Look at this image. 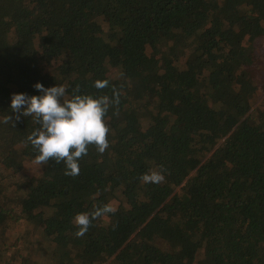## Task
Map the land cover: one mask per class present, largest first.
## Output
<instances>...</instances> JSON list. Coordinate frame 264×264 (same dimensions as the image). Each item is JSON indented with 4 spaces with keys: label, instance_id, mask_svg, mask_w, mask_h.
<instances>
[{
    "label": "trees",
    "instance_id": "trees-1",
    "mask_svg": "<svg viewBox=\"0 0 264 264\" xmlns=\"http://www.w3.org/2000/svg\"><path fill=\"white\" fill-rule=\"evenodd\" d=\"M36 83L119 92L78 176L25 171L40 125L4 121ZM262 91L264 0H0V264H264Z\"/></svg>",
    "mask_w": 264,
    "mask_h": 264
},
{
    "label": "clouds",
    "instance_id": "clouds-1",
    "mask_svg": "<svg viewBox=\"0 0 264 264\" xmlns=\"http://www.w3.org/2000/svg\"><path fill=\"white\" fill-rule=\"evenodd\" d=\"M108 85L107 80H98L94 84L97 89H105ZM34 88L42 95H12L10 107L16 115L14 119L8 116L4 122L11 121L15 127V121H19L22 116L33 118L40 128L33 131L27 141L38 152L36 162L45 166L51 160L64 165V175L78 176L79 161L88 155L90 147H95L98 153L103 154L110 146L108 135L111 129L107 116L109 108L119 104V92L113 88L112 98L107 95L93 97L76 94L65 99L66 87L63 85L45 88L43 84L36 83ZM75 91L79 92L78 86ZM140 179L145 183L159 184L165 176L162 171H152L143 174ZM116 211V208L104 205L91 213H78L74 217V224L78 228L75 235L83 237L93 220Z\"/></svg>",
    "mask_w": 264,
    "mask_h": 264
},
{
    "label": "rangeland",
    "instance_id": "rangeland-1",
    "mask_svg": "<svg viewBox=\"0 0 264 264\" xmlns=\"http://www.w3.org/2000/svg\"><path fill=\"white\" fill-rule=\"evenodd\" d=\"M264 105V91L259 92L256 94L255 98H254V104H253V108L257 107L260 104ZM40 165L33 162V163H29L25 169L27 174H33L35 173L38 169H39Z\"/></svg>",
    "mask_w": 264,
    "mask_h": 264
}]
</instances>
